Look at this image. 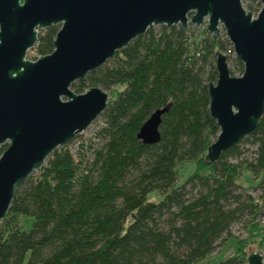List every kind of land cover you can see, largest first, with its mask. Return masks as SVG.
<instances>
[{
  "label": "trees",
  "instance_id": "trees-1",
  "mask_svg": "<svg viewBox=\"0 0 264 264\" xmlns=\"http://www.w3.org/2000/svg\"><path fill=\"white\" fill-rule=\"evenodd\" d=\"M240 1L251 13L260 8L259 0ZM198 28L147 29L70 85L75 94L92 86L108 94L100 125L76 153L68 146L77 136L16 186L0 220V264H202L217 241L232 238V224L256 227L264 217V109L252 132L205 163L218 134L207 109L213 53L232 50L224 35L195 34ZM56 31L38 32V56L52 51ZM164 107L159 141L142 144L138 129ZM241 144L254 148L252 158L230 163ZM185 163L194 170L176 186ZM241 169L258 179L255 186L237 183ZM154 191L159 201L147 199ZM234 240L233 252L213 264H245V242Z\"/></svg>",
  "mask_w": 264,
  "mask_h": 264
},
{
  "label": "water",
  "instance_id": "water-1",
  "mask_svg": "<svg viewBox=\"0 0 264 264\" xmlns=\"http://www.w3.org/2000/svg\"><path fill=\"white\" fill-rule=\"evenodd\" d=\"M252 17L240 0H0V220L18 184L50 153L69 144L105 109L106 92L92 86L80 94L70 85L101 67L153 26L204 24L214 39L222 28L242 65L229 74L214 52V83H207L208 116L218 134L204 154L206 164L252 132L264 109V0ZM57 26L52 51L25 59L38 31ZM167 107L153 111L137 131L144 145L159 141ZM245 264H262L243 249Z\"/></svg>",
  "mask_w": 264,
  "mask_h": 264
},
{
  "label": "rangeland",
  "instance_id": "rangeland-1",
  "mask_svg": "<svg viewBox=\"0 0 264 264\" xmlns=\"http://www.w3.org/2000/svg\"><path fill=\"white\" fill-rule=\"evenodd\" d=\"M244 8V4H242ZM252 17H255L254 12L251 13ZM161 26H153L151 30L154 32L159 31ZM204 28V24L201 25L195 32V34H200ZM218 35L222 38L224 35L223 30L219 27ZM225 37V36H224ZM226 58L227 68L232 73V77L240 76L237 72H235V65L233 62V54H227L226 52L221 53ZM39 56L35 53L33 48H30L26 51L25 59L29 61H34ZM108 95V94H107ZM100 125V119L97 117L80 135H78V141L76 143H72L68 146V149L74 154L78 150L81 144L85 145L89 140H93L94 132L96 128ZM253 147L247 144L240 145L241 155L238 159H231L230 163L237 164L242 160H250L252 158ZM4 150V147H0V153ZM194 170V165L192 163H185L182 165L177 171V180L176 186L180 185L188 175H190ZM258 182V179H254L249 172L241 169V173L237 179V183L244 187L255 186ZM254 196V194H252ZM147 199L149 201H159L161 196L157 192H151L147 195ZM256 227L251 229L250 232H247L248 228H246V224L243 222H236L232 224L229 228V235L233 238H230L225 241V237H222L216 243V247L214 251L210 254L209 257L205 259L202 264H213L214 262L221 260L227 256H229L233 250L235 249V240H242L245 242V247L249 248V251L257 252L262 257V264H264V217L255 220L253 222ZM225 241L224 245L223 242ZM223 245V246H222ZM246 256V255H245ZM206 262V263H205ZM201 264V263H196Z\"/></svg>",
  "mask_w": 264,
  "mask_h": 264
},
{
  "label": "flooded vegetation",
  "instance_id": "flooded-vegetation-1",
  "mask_svg": "<svg viewBox=\"0 0 264 264\" xmlns=\"http://www.w3.org/2000/svg\"><path fill=\"white\" fill-rule=\"evenodd\" d=\"M39 32V31H38Z\"/></svg>",
  "mask_w": 264,
  "mask_h": 264
}]
</instances>
